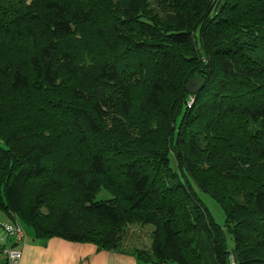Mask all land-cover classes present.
I'll use <instances>...</instances> for the list:
<instances>
[{
  "label": "trees",
  "instance_id": "1",
  "mask_svg": "<svg viewBox=\"0 0 264 264\" xmlns=\"http://www.w3.org/2000/svg\"><path fill=\"white\" fill-rule=\"evenodd\" d=\"M0 212L138 264H264V0H0Z\"/></svg>",
  "mask_w": 264,
  "mask_h": 264
},
{
  "label": "crops",
  "instance_id": "2",
  "mask_svg": "<svg viewBox=\"0 0 264 264\" xmlns=\"http://www.w3.org/2000/svg\"><path fill=\"white\" fill-rule=\"evenodd\" d=\"M24 232L23 239L15 244L22 251L18 264H138L132 255L99 250L93 243L73 242L59 237L42 241L34 238L32 230L24 228ZM5 259L0 244V264H6Z\"/></svg>",
  "mask_w": 264,
  "mask_h": 264
},
{
  "label": "built area",
  "instance_id": "3",
  "mask_svg": "<svg viewBox=\"0 0 264 264\" xmlns=\"http://www.w3.org/2000/svg\"><path fill=\"white\" fill-rule=\"evenodd\" d=\"M25 235L23 226L18 221L9 223L0 222V241L5 244L3 254L8 261V264H18L22 251L16 245L7 244L8 239L12 238L14 242L19 243ZM231 264H236L232 261Z\"/></svg>",
  "mask_w": 264,
  "mask_h": 264
},
{
  "label": "rangeland",
  "instance_id": "4",
  "mask_svg": "<svg viewBox=\"0 0 264 264\" xmlns=\"http://www.w3.org/2000/svg\"><path fill=\"white\" fill-rule=\"evenodd\" d=\"M111 197V195L108 192H100L98 194V198H108ZM211 207L217 212L218 214V219L222 221V214L221 211L218 209L216 206V203L214 201H210ZM0 217L3 219L7 220V217L5 214L0 212ZM21 224L24 226L25 230L30 231L32 230L30 227H28L26 224L22 223ZM152 228V226H149ZM147 226H132L130 229H128L127 236L123 242V245L126 248L132 247V246H137V247H144V248H149L151 244V238H150V229ZM152 230V229H151Z\"/></svg>",
  "mask_w": 264,
  "mask_h": 264
},
{
  "label": "water",
  "instance_id": "5",
  "mask_svg": "<svg viewBox=\"0 0 264 264\" xmlns=\"http://www.w3.org/2000/svg\"><path fill=\"white\" fill-rule=\"evenodd\" d=\"M196 87L194 85V82L193 81H190L189 84H188V91L190 93H196Z\"/></svg>",
  "mask_w": 264,
  "mask_h": 264
}]
</instances>
